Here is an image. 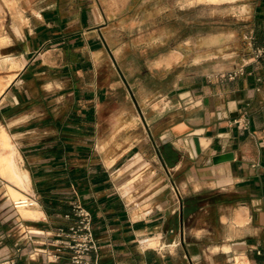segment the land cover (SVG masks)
I'll return each mask as SVG.
<instances>
[{"label":"crops","instance_id":"1","mask_svg":"<svg viewBox=\"0 0 264 264\" xmlns=\"http://www.w3.org/2000/svg\"><path fill=\"white\" fill-rule=\"evenodd\" d=\"M69 5L42 9L19 50L6 46L0 261L70 264L51 260L52 242L78 202L92 215L99 264H264V52L251 59L264 51V0L250 4L243 69L145 96L114 63L93 12ZM9 190L36 206L14 210Z\"/></svg>","mask_w":264,"mask_h":264},{"label":"rangeland","instance_id":"2","mask_svg":"<svg viewBox=\"0 0 264 264\" xmlns=\"http://www.w3.org/2000/svg\"><path fill=\"white\" fill-rule=\"evenodd\" d=\"M74 1L93 12L114 62L138 77L143 96L163 94L188 76H231L250 61L253 0H0V78L12 70L6 46L19 50L17 38L40 26L42 9Z\"/></svg>","mask_w":264,"mask_h":264},{"label":"built area","instance_id":"3","mask_svg":"<svg viewBox=\"0 0 264 264\" xmlns=\"http://www.w3.org/2000/svg\"><path fill=\"white\" fill-rule=\"evenodd\" d=\"M263 50H257L258 57ZM264 143V130L262 131ZM14 210L31 209L36 206V200L30 197H22L12 202ZM73 221L67 227H59L55 231L52 242L53 251L51 260L56 262L63 256H67L70 264H99L91 254L97 255L98 242L93 230L91 213L80 203L72 204ZM0 264H14L12 260L0 261Z\"/></svg>","mask_w":264,"mask_h":264},{"label":"water","instance_id":"4","mask_svg":"<svg viewBox=\"0 0 264 264\" xmlns=\"http://www.w3.org/2000/svg\"><path fill=\"white\" fill-rule=\"evenodd\" d=\"M114 63H115V62H114ZM115 64H116V63H115ZM118 72L120 73L122 80L124 81V83H125L126 86L128 87V85H127V83H126V80H125L124 77L122 76V74H121V72H120L119 69H118ZM128 90H129V93H130V95H131V97H132V100H133L135 106H136L137 109H138V112L141 114V111L139 110V108H138V106H137V102H136V100H135V98H134L132 92L130 91V88H129V87H128ZM189 143H190V145H191V148H192V152H193V154H194L195 156H197L198 154H200V146H199V141H198V139L195 138V137H194V138H190V139H189ZM228 159H229L228 156H218V157L214 158V159L212 160V162H213L214 164H217V163H220V162L226 161V160H228Z\"/></svg>","mask_w":264,"mask_h":264},{"label":"bare ground","instance_id":"5","mask_svg":"<svg viewBox=\"0 0 264 264\" xmlns=\"http://www.w3.org/2000/svg\"><path fill=\"white\" fill-rule=\"evenodd\" d=\"M12 79V78H11ZM10 79V80H11ZM9 80V81H10ZM1 85V84H0ZM6 86V85H5ZM3 89L4 88H1V90H0V93L3 91ZM3 145L4 144H6V141H4L3 140V143H2ZM8 163H10L9 165H11V161H10V159H9V157L7 158V160H6ZM12 168V170H11V173H12V178H13V180H14V182H16V183H19V182H21L22 181V175L20 174V173H18V171H17V169L13 166V167H11ZM11 192H12V196H16L17 195V193L15 192V191H13V190H11ZM18 199H19V197H17ZM17 200V199H16Z\"/></svg>","mask_w":264,"mask_h":264}]
</instances>
